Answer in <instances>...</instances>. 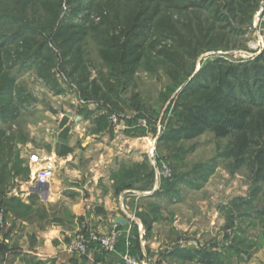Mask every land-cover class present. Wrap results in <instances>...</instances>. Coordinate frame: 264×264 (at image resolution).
Segmentation results:
<instances>
[{
	"label": "trees",
	"instance_id": "trees-1",
	"mask_svg": "<svg viewBox=\"0 0 264 264\" xmlns=\"http://www.w3.org/2000/svg\"><path fill=\"white\" fill-rule=\"evenodd\" d=\"M185 1L0 0V15L3 17L0 27L7 28L6 31L10 29L9 35H3L0 42V121L15 117L19 109L31 99L23 90L16 89L13 69L20 74L36 71L58 94H65V88L53 74V69L59 68L77 87L83 100L104 104L99 109H104L105 113L93 119L94 132L111 131L113 127L109 115L124 111L120 95L126 91V78L129 81L138 63L143 61V56L152 53L144 44L148 39L152 42L156 38V31L170 32L175 37L177 47H185L188 42L187 38H181V33L178 35L174 32L178 27L185 28L190 33L188 40L196 41L197 44V35L199 39L205 40V45L211 46L217 44L219 32L227 31L228 36L223 35L222 42L240 36L239 41L242 39L244 43L243 37L253 28L254 16L263 0ZM161 4L166 6L161 7ZM66 5H75L76 15L84 13L82 24H74L68 18L63 22L61 15ZM210 8H215L214 13ZM206 14L209 15L206 17ZM36 15L48 21L40 22L35 18ZM179 15H184L182 20H178ZM261 26L264 27V17ZM143 30L147 33L144 38L141 37L144 33L140 32ZM142 39H146L144 44ZM182 40L184 43H181ZM89 42L96 46L102 62L95 79H92L93 62L86 50ZM191 49L194 52L188 57L192 59L194 67L202 50L193 46ZM190 73L179 77L165 93L167 100L177 93V100H185L186 103L180 104L172 112L173 116L164 121V132L159 137V144L191 141L208 132L217 140H228L221 157L229 161L228 168L233 173L244 169L250 173L255 185L251 196L254 197L264 185V51L252 60L237 64L216 60L201 68L195 76H190ZM114 83L116 85L112 86ZM80 112L85 117L91 116L86 106ZM137 112L145 111L139 109ZM139 117L147 118L143 114H136L135 118L127 120L130 130L135 135L147 134V130L137 124ZM149 124L152 132L156 133V122L149 121ZM177 155L173 153L166 157L159 154L157 157L159 163H168L174 171L172 179H161L160 189L166 194L171 191L176 193L182 184L183 176L176 171L180 167ZM0 165L2 187L6 184L3 174L5 164ZM211 172L202 176L206 182ZM148 177L153 180L154 173H148ZM136 182L126 183L124 187H132ZM203 186L200 185L199 189ZM247 203L239 199L223 208L231 226L235 224V219L243 221L248 217L247 209L251 207ZM146 207L147 211L136 213L146 225L148 234H151L152 218L158 220L160 210L152 204ZM233 211L236 216H232ZM138 237L136 227L129 238L122 233L118 251L124 253L129 249L131 254L136 255ZM259 238L263 242L264 236L260 235ZM237 244L238 253H242L246 247L252 248L247 238H241ZM232 249L235 248L227 249V253ZM160 257L169 264L170 261L224 264L217 252L180 246H175L171 252H161Z\"/></svg>",
	"mask_w": 264,
	"mask_h": 264
},
{
	"label": "crops",
	"instance_id": "crops-1",
	"mask_svg": "<svg viewBox=\"0 0 264 264\" xmlns=\"http://www.w3.org/2000/svg\"><path fill=\"white\" fill-rule=\"evenodd\" d=\"M257 17L263 21L264 0L254 16L253 26ZM27 73L33 74L39 86L54 98L64 95L52 89L36 71L19 76L14 73L16 89L23 90L31 99L15 117L0 121V164H5L6 177V184L0 187V212L4 213V225L0 227V264H123L119 256L102 252L79 257L68 246L80 232L108 234L117 228L130 237L136 226L139 233L136 255L141 258L158 253V247L163 252H171L175 246L192 247L187 246L190 242L182 236L171 244H160L154 235L160 225L154 223L148 234L146 225L136 214L147 211L140 202L144 199L139 198L153 193L150 191H154L156 168L160 164L157 157L152 158L147 152V139H138L129 125L125 130L113 128L96 133L93 119L101 115L99 110L88 109L91 116L85 117L81 107L72 105L74 109L56 114V125L50 128L46 122L41 124L43 130L37 125L22 123L26 112L37 104H33L34 95L19 83L20 76ZM75 116H81L89 126L76 124ZM34 152L47 153L56 163L55 176L44 188L46 198L35 183V168L29 160ZM150 169L153 180L148 177ZM132 181L137 182L132 187H124ZM156 193L166 194L160 185ZM163 210L160 209V216ZM118 219H124L126 224L118 223Z\"/></svg>",
	"mask_w": 264,
	"mask_h": 264
},
{
	"label": "rangeland",
	"instance_id": "rangeland-1",
	"mask_svg": "<svg viewBox=\"0 0 264 264\" xmlns=\"http://www.w3.org/2000/svg\"><path fill=\"white\" fill-rule=\"evenodd\" d=\"M86 2L85 5L87 6ZM185 2H191V0H186ZM160 6L166 5L161 4ZM75 9V5H66L64 7L61 15L62 19H64L63 22L69 19L74 24H82L81 18H83L84 13L76 15L74 14L76 13ZM210 11L214 13L215 8H210ZM29 12L33 11L29 10ZM207 15L209 14L204 16L207 17ZM183 16L179 15L178 20H182ZM1 17L0 15V20L3 18ZM35 18L40 22L48 21V19L41 18L39 15H36ZM179 28L182 27H178L177 31L174 32L178 35L181 33V38H187L188 42L184 45L185 47H177L175 37L170 32H165L164 30L156 31L155 37L157 39L153 37L152 42L149 39L147 42L146 39H142V44L146 42L144 46H148L147 48L152 50V53H146L143 56V61L138 63L129 81L126 78V91L121 93L120 100L124 108L121 115L127 120L135 114H143L147 117L148 122H156L155 127L158 124H164L166 119L173 116L172 112L180 104L186 103L185 100H177V93L167 100L165 93L169 87L174 85L179 77L182 78V76L190 72V76H195L198 70L210 62L224 60L229 64H237L249 60L247 57V52L250 50L249 45L257 41V28L259 26L255 27L254 24L253 28L249 29L248 34L243 37L244 43L241 42L242 39L239 41L240 36L235 37L237 38L235 40L228 39V42H226L227 40L222 42V36H228L227 31L219 32L217 44L211 46L205 45V40L199 39V35L196 36L199 44L196 41L188 40L190 33L185 28ZM6 29L0 27V42L2 41V37H4L3 35H9L10 29L7 31ZM261 30L264 36V27ZM140 32L144 33V35H141L142 38L147 35L146 30ZM233 41H236L235 45H233ZM181 43H184V41L182 40ZM191 46L202 50L194 67L191 64L192 59L188 57L190 53L194 52ZM86 50L88 57L93 62L92 79H95L98 77L99 70L101 69V58L98 55L96 46L92 42L88 43ZM12 72L13 74H17V76L20 75L16 69H13ZM33 77V74L27 73L21 75L19 80L22 88L32 96L34 95L35 102L33 104L37 103L36 106L34 105V108H30L26 112L22 123H30L33 126L37 125L39 130H43L45 122L48 123V128L53 124L56 125L55 116L57 113L62 115L74 108H72L69 100H66L64 96H60V99L54 98L50 92L39 86ZM124 81L126 80L124 79ZM115 85L114 83L112 86ZM138 107L145 112H137L139 110L137 109ZM163 132L164 130H162ZM155 136L156 133L150 129L149 133L139 134L137 137L138 139H147V141L143 140V143L146 141L147 152H150V142L154 141ZM228 142V140H217L210 132L191 141L170 145H160L158 138L155 157H158L159 154H164L168 157L169 154L178 153L177 162L180 167L176 171L183 176L181 178L182 184L176 189V193L171 191L167 194L158 195L156 191L158 192L159 190L160 182L156 174L155 182H153V186L155 184L153 187L154 191H150L153 193L142 195L141 197L143 198L139 199H144V201L140 202L145 207L152 204L158 207L159 210L164 209L158 222H153L152 225L153 227L154 223L160 225L158 231L154 233L155 236H158L160 244L162 242L171 244L173 241H176L175 239H180L179 237L182 236L190 242L187 245L192 246L190 248L211 250L219 253L220 257L224 260V264H264V240L262 242L259 238L260 235L264 236V185L261 186L260 192L257 195L251 197L255 185L250 173L245 169L233 173L228 168L229 161L221 157L222 151ZM206 172L212 173L207 182L202 177ZM203 184V188L199 189V186ZM239 199L248 202L247 205L251 208L247 209L249 211L248 217L244 219L245 221L235 219V224L231 226L222 208L230 206L231 203L236 200L239 201ZM232 216H236L235 211L232 212ZM174 228L176 231H171ZM241 238H247V242L249 245H252V248L246 247L247 249H242V253H238V250H236L238 248L237 242ZM196 245L198 246L196 247ZM231 247L235 249L230 250L231 254L227 253V249H231ZM161 252H163V249L161 250L158 247V253H155V255L160 256ZM170 264L195 263H172L170 261Z\"/></svg>",
	"mask_w": 264,
	"mask_h": 264
},
{
	"label": "built area",
	"instance_id": "built-area-1",
	"mask_svg": "<svg viewBox=\"0 0 264 264\" xmlns=\"http://www.w3.org/2000/svg\"><path fill=\"white\" fill-rule=\"evenodd\" d=\"M262 22L263 21H261L258 18L255 24V27L259 26V28H257V41L252 42L249 45L250 50L247 52V57L249 60L254 59L257 55H259L264 51V36L262 35V30H261ZM53 74L56 77L57 81L66 90L65 94L62 96H64L66 100H69V103L72 106H76L78 108L80 107L82 108L86 106L89 110H99L101 114L105 113L104 109H99L102 104H97L96 102L83 100L79 95L77 87L70 82V80L66 77L65 74H63L60 71L59 68H54ZM135 115L129 119L135 118ZM109 121L115 130L127 129V125H128L127 119L123 117L121 114H110ZM74 122L78 125L85 123L84 120L81 118V116H75ZM137 124L138 126L145 128L148 133L150 132L151 128L147 118L139 117L137 119ZM85 126H89L88 123H85ZM163 128L164 126L162 123L156 126L155 139L153 142H150L149 153L150 156L155 159H156L155 154L157 151V140L162 134ZM29 160L32 167L35 168L36 186H40L42 190L41 195L43 198H46L45 197L46 192L44 191V188H46V186L50 184L56 172V163L54 157L47 153L34 152L33 154H31ZM156 173L158 175L159 181L162 178L172 179L174 177V171L172 170L170 165L166 162H161L159 165L157 164ZM129 218L135 220V217L133 216ZM3 225H4V213L3 211H1L0 227H2ZM121 235L122 232L117 228H115L108 234H100L95 231L80 232L69 244L68 249L72 254L77 255L79 257H84L89 255L90 253H95V252H102L108 255H117L119 256L123 264H169L168 261L162 259L159 255H155V253H153L152 255L146 258L144 257L141 258L138 255L131 254L129 249H127L126 252L124 253H120L117 248ZM127 246L129 247V243H127Z\"/></svg>",
	"mask_w": 264,
	"mask_h": 264
},
{
	"label": "water",
	"instance_id": "water-1",
	"mask_svg": "<svg viewBox=\"0 0 264 264\" xmlns=\"http://www.w3.org/2000/svg\"><path fill=\"white\" fill-rule=\"evenodd\" d=\"M198 71H199V70H198ZM46 187H47V186H46ZM37 190H41L40 186H37ZM117 222L120 223V224H122V225H123V224H126V221H125L124 219H118Z\"/></svg>",
	"mask_w": 264,
	"mask_h": 264
}]
</instances>
